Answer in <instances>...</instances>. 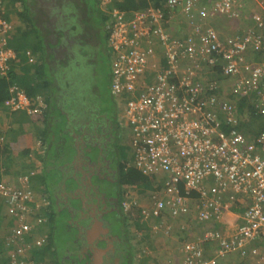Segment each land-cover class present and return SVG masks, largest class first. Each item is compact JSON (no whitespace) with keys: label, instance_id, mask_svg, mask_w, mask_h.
<instances>
[{"label":"built area","instance_id":"1","mask_svg":"<svg viewBox=\"0 0 264 264\" xmlns=\"http://www.w3.org/2000/svg\"><path fill=\"white\" fill-rule=\"evenodd\" d=\"M110 1L101 0V4ZM213 1L215 12L228 15L237 0ZM194 7L195 0H167L163 7L150 5L131 18L112 11L107 27L117 62L112 94L129 96L120 114V123L132 135V156L126 166L133 165L144 176L163 181L149 198L151 205L141 207L142 220L155 221L152 230L157 234H169L173 228L167 221L170 218L192 217L200 223L223 226L225 235L206 227L198 240L184 244L181 250L182 264H220L221 258L244 250L252 240H261L264 249V132L250 139L237 114V99L253 92L260 100L256 108L264 114V59L254 65L243 57L250 51L264 57V19L254 16L255 29L231 39L227 46L220 42L216 30L197 25L200 43L196 46L174 39L165 29L167 10L181 9L191 17ZM207 16L204 9L201 18ZM1 24L0 29L8 28ZM12 57L7 51L0 55L1 75L8 74ZM220 57L226 61L225 77L234 80L233 91L225 99L210 94L206 81L198 78L201 72L195 64L201 60L211 68ZM183 62L194 63L183 68ZM6 104L11 113L36 115L45 108L43 101H34L16 86L10 88ZM3 146L0 138V151ZM32 176L34 173L21 179V189L0 183L9 214L19 221L5 238L8 246L17 243L18 247L9 264H40L27 256V247H20L24 234L33 230L36 214L49 204L32 191ZM232 205L244 208L239 226L227 221L229 215H235L229 210ZM122 207L125 214L138 208L133 201L123 202ZM206 242L218 243L216 257L205 258L201 244Z\"/></svg>","mask_w":264,"mask_h":264},{"label":"trees","instance_id":"2","mask_svg":"<svg viewBox=\"0 0 264 264\" xmlns=\"http://www.w3.org/2000/svg\"><path fill=\"white\" fill-rule=\"evenodd\" d=\"M166 1L167 0H113L106 8H102L99 0H0L1 27L4 24L8 26L6 30L0 29V55L4 51L13 54V57L8 62L10 68L8 74L3 76L0 73V110L7 108L6 103L8 101V91L10 88L12 86L19 87L30 98H43L42 100L44 101L45 108L42 112L44 115H34L36 118H33L34 120L31 121V124L34 125V136L37 138L41 150L45 151L46 156L64 148H66V150L68 149L71 131L66 129V127L68 121H70L69 118H71V122H73V119L77 116L82 119H87L88 117V128L93 127L95 123L100 120H102L103 123L105 122L106 130L109 131V129H112V132H114V136L112 134L114 139L109 142L107 141L106 151L110 155L115 154L118 149H116V152L112 150H115L113 143L116 142L115 137L119 129L118 121L116 116H113V118H115V124L117 123V129L114 123L113 125L106 124V119L109 117H107L105 113L104 115H106L107 118H105V121L102 119L101 115L103 116L102 109L104 107L100 106V103L105 104V99L102 97L103 92L101 91V86L109 80L107 66L100 64L106 61V56H111L108 44L109 34L106 30V25L109 21V13L113 9H118L131 17L135 12L143 11L150 5L161 7ZM207 1L208 5H205L204 0H195V8L191 12V17L184 16L186 20H190L195 16L191 20L193 24L189 23V27L191 28L190 33H192L191 36H193V32H196L197 24L204 27V22L210 19H216L217 16L226 17L225 22L227 23L225 24H227V26L222 23H218L219 25L217 26L214 25V30L217 31L220 42L226 46L231 39L235 37L242 38L246 36L251 29H255L254 16H250L249 20L246 15H241V12L251 0H237L228 15L215 12L213 8L214 1ZM262 2L264 3V0H262ZM204 9L208 16L206 18H201ZM169 15L171 16L167 10V20H170ZM196 39L199 40L200 43V38ZM191 41L193 42V40ZM248 53H252L251 55L257 60L261 57L260 52L254 53L250 51ZM243 57L247 63H250L246 54ZM197 64L204 66L203 72H208V76L210 77V79H208L210 94H220L221 89L224 88L223 85L228 83L227 80H225L227 78L223 72L226 61L220 57L216 65L211 68H208V64L204 61L203 63L200 62V64ZM192 66L193 64L191 62H183L181 64L183 68H191ZM101 78L103 82H101ZM110 92L109 95H111ZM106 96L105 94V97ZM249 97L250 96L240 95L238 111L243 113L247 112L251 116L250 123H242L241 129L245 132L246 136L253 139L264 132V120L256 115L255 112H252ZM128 99L129 97L122 98L123 102ZM108 102L110 105L114 104L115 112H117L112 95ZM95 112L98 113L95 115ZM40 117H42V119H40ZM19 119L20 118H17L15 123L23 125L25 122H18ZM64 120L66 122L65 124L62 122ZM37 121L42 122L40 127L36 126ZM76 122L78 123L77 119ZM73 126H76V123H74ZM67 130L68 133H66ZM64 133L66 134V139H62ZM1 135H3L2 131H0V138H3ZM110 136L111 135H108V137ZM110 146H112V149ZM89 147L94 153L100 152L101 149L98 143L95 146L90 144ZM32 152H37V150L34 149ZM71 152H75L74 147H72ZM6 155L7 152L3 151L0 153V158ZM120 156L118 160L120 163L117 166V172L113 178L114 182L112 183L115 185L119 184L121 187L129 186L134 189H141L142 193H140V195L145 194L147 190L151 189V180L149 179L151 177L144 176L135 168L127 167L125 163L128 162V160H125V156L123 157L122 150ZM44 161H46V159H44ZM125 195L126 193L121 194L120 202L126 199ZM54 207L51 206L48 212L49 219L46 223L42 220L41 222L36 220L33 221V230H39L42 227L49 226L52 221H55ZM0 211L3 218L6 219L10 217L16 222V226H14L13 229L16 228L19 223L18 218L9 214L8 204L1 195ZM64 212L66 214L69 213L67 209H65ZM136 212L137 211H134L133 214L124 213L127 226H129V222L133 221V224L137 227V231L140 229H143L141 231L145 230L146 234H144V238L148 240L150 237L149 228H147V224L141 220L140 216L136 217ZM37 215L38 214H36V216ZM215 224L214 222L211 224L212 229L220 231L221 228L217 227ZM55 225L56 224L52 226L46 238L47 243L51 245L54 244V252H52L53 247L51 245L45 246L46 241L44 243L41 240L42 235L39 236L37 234L35 235L37 238H35L31 233V235L28 233L24 234L23 238L25 241L20 247H27L29 255L36 263H59V241L62 236H60V228L58 225ZM69 225L70 224L66 223L65 227L63 226L61 230L67 229L68 232H70L72 227ZM33 230L31 232H33ZM220 232L224 234L223 231ZM39 233L42 234L41 232ZM72 237L73 234L71 233L70 235V233H68L65 239L61 240V243H67L66 240H70ZM133 240L134 242H132ZM142 240L143 239L140 237H138V239L135 237L127 239L128 244H124L123 240L117 243L118 245L116 244V256L122 258L123 264H132V256L138 250L136 246H140ZM212 243L217 242H206L201 244L205 251L204 254L206 250L211 247ZM16 244L17 243H14L12 246H8L0 241V264L10 263L13 250L18 248L15 247ZM258 246L264 251L261 240H252L246 248H248L249 251V248L252 250L258 248ZM246 248L232 254L245 255ZM54 256V260H50ZM208 257L209 255L206 253L205 258ZM41 260L43 263H41Z\"/></svg>","mask_w":264,"mask_h":264},{"label":"crops","instance_id":"3","mask_svg":"<svg viewBox=\"0 0 264 264\" xmlns=\"http://www.w3.org/2000/svg\"><path fill=\"white\" fill-rule=\"evenodd\" d=\"M204 2H205V5L208 3L207 0H204ZM262 4H263L262 0H251V1H249V4L241 12V15L243 13H248L252 17L256 13L257 8H263L262 14L264 17V7H263L264 5H262ZM171 15H172V18H170L171 23L168 26V30L172 31L171 33H172L174 39H176L178 41L184 40L187 43H189V42L193 43L194 42V45L199 46V40L196 39V38H199V35H197L196 32H193V36H191V34H192V33H190L191 28L189 27V22L188 21L185 22L186 18L183 16V12L179 9V10L175 11V13H171ZM169 17H171V16L169 15ZM191 40H193V42ZM251 54L252 53L248 54L247 56H248V58L252 64L255 65V63L258 64L261 61H263L262 56L260 57V59L257 56L259 59V60H257ZM164 57L165 56L161 57L162 67L166 66V62H165ZM105 58H107L106 61L101 62L100 64L106 65L107 70L109 72V80L107 83L105 82L103 85L105 92L107 89V94L109 95L110 87H111V73H110V68L108 69V66H109L108 59L110 61V57L108 55V57L106 56ZM251 58H253V59H251ZM200 62L203 63V61L199 60V62H195V64L196 63L200 64ZM191 63L193 64L194 62H191ZM203 68H204L203 65H199V70L201 73L199 74L198 78L200 79V77L202 76V80L204 79L206 81V84H208V79H210V77L208 76V72H205V71L203 72ZM225 80H227V82L229 83V84L227 83V85H228V88L230 91L229 95H231V93L233 91L234 80H231L228 78ZM9 98H10V90L8 91L7 100H9ZM33 99H34V101H38V100H42L43 98L37 97V99L36 98H33ZM232 100H235V99L232 97ZM249 100H250L249 101L250 105L252 107L251 108L252 112H255L256 115H258L259 117H261V119L264 120V114H261L258 111V109L256 108V107H258L259 102H260V100H258V94L256 92H253L252 95L249 97ZM237 101H238L237 102V108H238L240 98H238ZM262 107H264V101H262ZM97 113L98 112H95V115ZM115 113H117V112H115ZM237 114H238V117L241 118V122L243 124H246L248 122L250 123L251 116L247 112L243 113V112H240L237 110ZM43 115H44V113L40 114L39 116H43ZM17 118H20L18 122L22 121L25 123L23 125H21L20 123H15ZM33 118H36V117H34V115L28 114L27 112H13V113H11V112H8L7 108L0 110V131L3 132L4 136L3 135H1V136L3 138H5V140H6V146H5L4 151L7 152V155L5 157L0 158V183L7 184V185L12 186L13 188H16V189H21L22 188L21 179L24 176L29 175L30 173L35 174L33 177H31V181H30L31 187H32L35 194L48 198L49 202L51 200L54 201L55 207L54 206L53 207L55 209V213H54L55 214L54 215L55 221H52L50 223L51 225L49 224V226L47 225L45 227L40 228L39 230L38 229L33 230V232H31V234H33V236H35L37 234L39 236L42 235L41 240L44 243L46 241L45 246H48L51 244L47 243L46 238H47L48 233L51 231L52 226L54 224H56L55 226L58 225V227L61 230L62 227L66 225V223L69 224L68 222H69V218L71 216V214H69V213L66 214L64 212L66 208L62 207V205H64V203H63L64 199H63L62 195H65L63 186L67 181V178H65V177L67 175L69 176L72 174V171L71 172L66 171V168L72 163L75 154H77L79 151H80V153L84 152L85 147H83V145L80 144L81 138L87 142V144H86L87 148L90 150H92V149L89 147L90 144H88L89 139L87 138V135L83 134V133L81 134V132L78 130L77 127L79 125L77 124L76 119H73V122H71V118H69L70 121H68L66 129H69L71 131L70 132L71 138L73 136L76 138H75V143L71 139L68 141V145H69L68 148H69V150H72V147H74L75 148L74 153L71 152L69 154L70 151L68 149L66 150V148H64L62 150L52 152L51 155L46 156L45 151H42L41 147L36 149L37 152H32L34 150V147H36V145H38L37 144L38 140L34 136L35 135L34 128H33L34 125L31 124V121L34 120ZM105 118H107V117H102V119L104 121H105ZM40 119H42V117H40ZM86 120L89 121L88 117ZM99 122L100 123L95 124L96 129H97L98 134H99V136L96 140V143L99 144V142H101L100 143V147H101L100 152H101V151H103L104 146H107L108 142H106L107 141L106 139H108V137H107L108 131L106 130L107 128H105V122L103 123L102 120H100ZM36 123H37L36 126H39V127L42 124L41 121H37ZM74 123H76V126H73ZM106 124H109V125L112 124L110 117L106 119ZM73 128H75V129H73ZM66 133H68V130L66 131ZM5 134L8 136L9 139L7 138V136ZM101 138H103V140H101ZM129 138H130V136H129ZM104 142H105V145H104ZM73 144L74 145L76 144V147L73 146ZM44 159H46V161H44ZM129 168H135V167L133 165H131ZM79 175H80L79 173H76L75 177H77ZM108 176H109V174H108ZM112 179H113V177H112ZM149 179L151 180V189L147 190V192L143 195H140V193H142L141 189L140 190L134 189V188L129 187V186L122 187L123 188L122 193H126V195H125L126 199L123 200L122 202H120V206H121L120 207L121 213L119 214L120 216L116 215L117 218L114 217V219L119 223L118 232H116L115 230H112L111 225H110V223H111L110 220L106 222L107 225L104 223H98L96 225V228L92 232H90V237H89V239H90L89 241H90L91 245L93 246V253L91 252V249H89V248L85 249V247H84V249H83L84 252H82L83 258H85L84 256H86L88 260H91L93 254H95L94 264H107V263L108 264H123L122 258H120V256H116V247L118 245L117 243H119V242H121V240H123L124 244H125L127 242V239H130L133 236V238L136 237L138 239V237H140L143 240H142V243L140 246H136V248L138 250L132 256V259H131L132 264H182L183 256H182L181 250L184 247V244L198 240L201 237V235L203 234V230H205L206 227L212 228L211 227L212 223H209V224L200 223V222H197L192 217L183 218V219L177 220V221L167 219L169 224L173 227L172 230L169 232V234H166V232H160L159 234H157V233H154L152 230V228H153L152 225H153V223H155V221H151L148 223V222L143 221L141 218V220L143 222H145V224H147V228H149V233H150L149 239L147 240L146 238H144V234H146L145 230L141 231L143 229H140L137 231V227L133 224V221L128 223V225L135 227V230H136V232L134 234H132V236H131L129 226H128V228H126L127 223L125 221V214L122 210L121 204L125 201L136 202L137 206H138L137 212H136V217L140 216L141 207L151 205V200L149 198L152 197L156 188L161 186L163 183V181H161L159 178L156 179L154 177H151ZM66 188H67V186H66ZM67 190H68V193H69V190L72 191L73 190L72 186L70 185L69 189L67 188ZM135 190H137V191H135ZM71 191H70V193H71ZM133 191H135L137 194H134ZM129 192H131V195H132L131 197L127 196V195H129ZM57 194H58L59 201L62 203V204L61 203L59 204V208H58L57 201L53 199L55 197V195H57ZM144 199L147 201L143 202ZM50 204H51V202H50ZM51 206H52V204H51ZM51 206H50V208H51ZM50 208L46 207L41 213H39L36 216V221L41 222V220H42L46 223L49 219L48 218V212H49ZM86 208H87V210L89 209L93 212L90 205L86 206ZM87 210L85 209L86 216L88 214ZM229 210L231 212L235 213V215H232V214L229 215L227 221L228 222H235L239 226L243 222L242 213L244 211V208H241L240 205H238V206L232 205V206H229ZM0 213H1V211H0ZM195 215H196V213H195ZM72 219L73 218H71V220ZM79 219L80 218H78V217L74 218V220L72 222V226L75 227V223L82 225V226H85V225H83V221L79 220ZM8 221H9V224H8ZM158 222L159 221H156V223H158ZM186 223H187V225H186ZM215 225L217 227H220L221 228L220 231H223L224 235H225L226 231L223 230V226H221L219 224H215ZM0 226H1L0 227V234L2 236H4L13 230V227L16 226V222L13 219H11L10 217H7L6 219L3 218V215L1 213ZM74 227H72V229ZM75 228L73 230L71 229V231H72L71 233L73 234L72 239L66 240L67 243H65V244H62L60 241L59 256H61L63 258L65 257L66 259H69L70 257H73L75 255V254H73V255L69 254L70 252L67 253V251H66L68 249V248H66L67 245L70 242H74V240L77 237V235H76L77 231ZM39 232H41L42 234H40ZM106 233H108L109 240H110V238H111V240L107 241V246L105 247V250H104L105 253L101 256V259H100L101 261H100L97 259V252L95 251V248H96V245L97 246L100 245L101 241L98 244V239H101L100 237L105 236ZM1 235H0V237H2ZM35 238H37V236H35ZM117 238L119 239L118 241H116ZM51 246L53 247L52 252H54V244H52ZM218 249H219L218 243H212L211 247L206 250V253L209 255L208 258L212 259V258L216 257ZM74 253H76V252H74ZM114 253H115V255H114ZM26 254H27V256H29L32 259V257L28 253V249H26ZM110 254H112V257L110 256ZM106 256L108 257V259L106 258ZM54 258H55V256L53 258H51L50 260H54ZM113 259H115V260L112 261ZM108 261H110V263ZM61 262L62 261L59 258L58 264H62ZM41 263H43L42 260H41ZM219 263L220 264H264V251L259 246H258V248L252 249V250H250V248H249V251H248V248H246V254L245 255L229 254L225 258H221L219 260ZM43 264H46V263H43Z\"/></svg>","mask_w":264,"mask_h":264},{"label":"flooded vegetation","instance_id":"4","mask_svg":"<svg viewBox=\"0 0 264 264\" xmlns=\"http://www.w3.org/2000/svg\"><path fill=\"white\" fill-rule=\"evenodd\" d=\"M77 116L75 119L78 120V130L81 132V134H86L87 138L89 139L88 144H91L92 146H95L96 140L99 136L98 131L96 129V125H94L91 128H88L87 120L78 118ZM103 117H106L103 115ZM75 121V120H74ZM96 124V123H95ZM98 124V122H97ZM83 126V127H82ZM83 136V135H82ZM81 136V137H82ZM75 138L72 137L71 140L75 143ZM103 140V138H101ZM84 141V139H80V144L85 147L84 152L80 151L74 155V159L72 163L66 168V171H72L71 175H67L65 178H67L66 183L63 186L65 195H62L64 201V205L62 207H65L69 214H71L69 218V226H72V222L74 218L78 217L79 220L83 221V225H79L75 223V229L77 231V237L74 240L75 247L72 246V244H68L66 248H68L66 251L69 254H75L73 257H70L69 259H66L65 257L60 256V260L62 261V264H94V256L93 254L92 259L88 260L86 256L83 258L84 247L91 249V252L93 253V246L90 243V232H92L98 223H104L106 224L107 221H109L108 218H106L107 214H112L115 218H117L116 215H119L121 213V206H120V198L122 191L120 192L119 196L108 194L106 192V187L102 185V182L105 184L107 183L105 179H107L110 183L114 182V176L117 172V166L120 163L118 160L116 161V156L114 154H109L106 150V146H104L103 151L94 153L92 150L88 149ZM99 142V146H100ZM105 145V142H104ZM73 146L76 147V144ZM101 148V147H100ZM76 173H79L80 175L75 177ZM109 174V176H108ZM108 184V187H110L112 190H116L114 185ZM113 184V183H112ZM70 185L72 186L73 190H68ZM75 187V188H74ZM71 191V193H70ZM43 197V196H41ZM93 197V198H92ZM48 201V208H50L51 204L54 205V201L51 200V204L48 200V198L44 197ZM57 201L58 208L59 204L61 203L58 198V194L55 195L53 198ZM62 204V203H61ZM91 206V210H87L86 206ZM85 209L88 211V214L86 216ZM95 212V213H94ZM120 216V215H119ZM71 218H73L71 220ZM74 224V223H73ZM107 225V224H106ZM109 233V232H108ZM108 233L105 234V236H101V239H98V244L100 242V245L95 248V251L97 252V259L100 260L101 256L105 253V247L107 246V241L109 240ZM119 239L117 238L116 241ZM89 244V245H88ZM112 246V245H111ZM114 249V248H113ZM77 250V252H76ZM102 251V252H100ZM76 252V253H74ZM113 254V253H112ZM112 254L110 256L112 257ZM115 255V253H114ZM108 259V257L106 256ZM113 259L112 261H114ZM101 261V260H100ZM110 263V261H108ZM108 264V263H107Z\"/></svg>","mask_w":264,"mask_h":264},{"label":"rangeland","instance_id":"5","mask_svg":"<svg viewBox=\"0 0 264 264\" xmlns=\"http://www.w3.org/2000/svg\"><path fill=\"white\" fill-rule=\"evenodd\" d=\"M262 5H264V3L262 4ZM264 7V6H263ZM257 10V11H256ZM255 11H256V13L255 14H262L263 13V8H257ZM243 16L244 15H246V17H247V19H249L250 20V14H248V13H243L242 14ZM254 16V15H253ZM214 20V21H213ZM226 21V17H223V16H217L216 17V19H210V20H207L206 22H204V27H209V28H213L214 29V25L218 22V23H222V24H224L225 26H227V24H225V23H227V22H225ZM216 24V26L217 25H219V24ZM101 82H103V79L101 78ZM229 84V83H228ZM224 86V88H222L221 89V93H220V97H221V99H225V98H228L229 97V93H230V91H229V88H228V85L227 84H225V85H223ZM101 91L103 92L102 93V97H103V99H105V104H101L100 103V106L102 107H104L102 110H103V115L106 113L107 114V117H110V118H112L111 119V123L113 124L114 123V126L116 127V129H117V123L115 124V118H113V116L115 117L116 116V113H115V107H114V104L113 105H110V103L108 102V100H109V98H111V95H108L107 94V89H106V92H105V89H104V86L102 85L101 86ZM105 94L107 95L106 97H105ZM107 99V100H106ZM102 116V115H101ZM103 117V116H102ZM62 122H64V124L66 123L65 122V120L64 121H62ZM98 123H100V122H98ZM118 127L119 128H121L122 130H123V133L124 134H122L121 135V137L118 139V138H115L117 141L115 142V143H113L114 144V148H115V150H112V151H114V152H116V149H118V151L114 154L115 156H116V158H115V160L117 161V160H119V157H121L120 156V153H121V150H122V153H123V157L125 156V160H128V161H131V158H130V156H132V150H131V138H129L128 136H129V131H128V129L127 128H125L124 127V125L122 124V123H119L118 124ZM117 131V130H116ZM116 133V132H115ZM112 134H113V136H114V132H112V129H109V131H108V134H107V137H108V135H111L110 137H108V139H106L107 141H110V140H112V139H114L113 137H112ZM117 134H118V132H117ZM116 136V135H115ZM67 137H66V134L64 133L63 134V138L62 139H66ZM38 145H36V147H34V149H37V148H39L40 147V144L39 143H37ZM63 148H64V146H63ZM110 148L112 149V146H110ZM68 150H69V148H68ZM70 152H69V154L71 153V150H69ZM59 153V152H58ZM105 181L107 182V183H110L107 179H105ZM107 183H103L102 182V185H104L105 187H106V192L108 193V194H112V195H116V196H119V194H120V192L123 190V188L118 184V185H115V184H112V183H110L111 185H114L115 186V188H116V190H112L110 187H108V184ZM133 193L134 194H137L135 191H133ZM127 196H129V197H131L132 195H131V192H129V195H127ZM147 200H143V202H146ZM106 218H108L110 221H111V223H110V225H111V228H113V230H115L116 232H118V230H119V223L114 219V216L112 215V214H107L106 215ZM1 227V226H0ZM65 227V226H64ZM126 228H128V226H126ZM129 230H130V233H131V236H132V234H134L135 233V227H133V226H130L129 225ZM61 232H60V236H62L61 238H60V241L61 240H64L65 239V236L66 235H68V233H70V235H71V232L72 231H70V232H68V230L67 229H63V230H60ZM133 238V236L131 237V239ZM59 241V242H60ZM132 242H134V240L132 241ZM127 243V242H126ZM69 244H72V246L73 247H75V245H74V243H72V242H70ZM128 244V243H127ZM133 244V243H132ZM134 245V244H133ZM76 252H77V250H76Z\"/></svg>","mask_w":264,"mask_h":264},{"label":"clouds","instance_id":"6","mask_svg":"<svg viewBox=\"0 0 264 264\" xmlns=\"http://www.w3.org/2000/svg\"><path fill=\"white\" fill-rule=\"evenodd\" d=\"M113 2V0H111L110 2H109V4L110 3H112ZM99 3H100V5H101V7L102 8H106L108 5H102L101 4V0H99ZM163 7V6H162ZM195 8V7H194ZM113 10H118V9H113ZM112 10V11H113ZM181 10V9H180ZM112 11H110V13H109V20H110V14L112 13ZM118 11H120V10H118ZM169 11V13L171 14V13H175V12H171L170 10H168ZM121 12V11H120ZM183 12V11H182ZM122 13H124V12H122ZM125 14V16H126V18H131V17H129L126 13H124ZM183 16H186V14H185V12H183ZM197 16V15H196ZM254 16H260V17H262L263 19H264V17H263V14H254ZM195 17V16H194ZM193 17V18H194ZM170 18H172V15H171V17ZM193 18H191L190 20L189 19H185V21H188L190 24H193L192 22H191V20L193 19ZM253 19H254V17H253ZM169 21V23H166V30H167V32L173 37V35H172V31L171 30H168V26L170 25V20H168ZM108 25H111V23H110V21H108L107 22V25H106V30H107V32H108V34H109V40H108V44H109V48H110V61H108L109 62V66H108V68H110V73H111V87H110V94L112 95V98L114 99V102H115V106H116V108H117V116H116V119H117V121H118V124L120 123V114H121V111H122V108H123V106L125 105V103H126V101H124L123 102V100H122V98H126V97H129L128 95H123V96H120V97H116V96H114L113 94H112V85H113V70H114V68H115V64L117 63L116 62V55L114 54V52H113V50H112V48H111V44H110V31L108 30ZM197 25H199V24H197ZM201 27H203L202 25H200ZM254 27H255V22H254ZM206 28V27H205ZM208 28V27H207ZM174 38V37H173ZM156 48H157V51H158V53H159V55L161 56V55H163V51L161 50V48H159V47H157L156 46ZM255 53V52H254ZM248 54H250V53H247L246 55H248ZM263 57V56H262ZM263 59H264V57H263ZM261 63V62H260ZM29 97V96H28ZM31 99H33V98H31ZM39 101V100H38ZM42 101V100H41ZM43 103H44V101H43ZM9 112V111H8ZM43 114V113H42ZM38 115V114H37ZM40 115V114H39ZM119 128V127H118ZM120 132V133H119ZM122 134H124L123 133V130L121 129V128H119L118 129V134H117V136L115 137V138H120L121 137V135ZM129 136H130V138H132V135L129 133ZM128 136V137H129ZM113 137V136H112ZM3 140H4V146H3V149L0 151V153H2L3 151H4V149H5V146H6V140H5V138H3ZM132 140V139H131ZM117 141V140H116ZM107 142V141H106ZM109 142V141H108ZM31 174V173H30ZM29 174V175H30ZM35 175V174H34ZM33 177V176H32ZM30 181H31V178H30ZM32 188V187H31ZM32 191H33V189H32ZM34 192V191H33ZM38 198H40V199H45L44 197H41L40 195H37V194H35ZM46 200V199H45ZM47 201V200H46ZM48 202V201H47ZM35 220H36V217H35ZM11 232H9L8 234H10ZM8 234H6V235H8ZM1 235V234H0ZM6 235H4V236H2V237H0V241L1 242H3V243H5L6 245H7V243H6V241H5V238H6Z\"/></svg>","mask_w":264,"mask_h":264},{"label":"bare ground","instance_id":"7","mask_svg":"<svg viewBox=\"0 0 264 264\" xmlns=\"http://www.w3.org/2000/svg\"><path fill=\"white\" fill-rule=\"evenodd\" d=\"M122 209H123V207H122ZM134 211H137V210H134ZM124 212V211H123ZM125 213V212H124ZM140 216H141V214H140Z\"/></svg>","mask_w":264,"mask_h":264},{"label":"water","instance_id":"8","mask_svg":"<svg viewBox=\"0 0 264 264\" xmlns=\"http://www.w3.org/2000/svg\"><path fill=\"white\" fill-rule=\"evenodd\" d=\"M100 252H102V251H100Z\"/></svg>","mask_w":264,"mask_h":264}]
</instances>
